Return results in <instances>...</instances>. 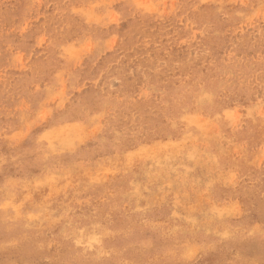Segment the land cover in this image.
<instances>
[{"label": "rangeland", "instance_id": "374dc122", "mask_svg": "<svg viewBox=\"0 0 264 264\" xmlns=\"http://www.w3.org/2000/svg\"><path fill=\"white\" fill-rule=\"evenodd\" d=\"M161 259L264 264V0H0V264Z\"/></svg>", "mask_w": 264, "mask_h": 264}, {"label": "snow or ice", "instance_id": "6c2138e0", "mask_svg": "<svg viewBox=\"0 0 264 264\" xmlns=\"http://www.w3.org/2000/svg\"><path fill=\"white\" fill-rule=\"evenodd\" d=\"M155 264H177V262L175 261H169V260H166V259H161L159 261H156ZM179 264H186L185 261H180ZM242 264V262H241Z\"/></svg>", "mask_w": 264, "mask_h": 264}, {"label": "bare ground", "instance_id": "6f19581e", "mask_svg": "<svg viewBox=\"0 0 264 264\" xmlns=\"http://www.w3.org/2000/svg\"><path fill=\"white\" fill-rule=\"evenodd\" d=\"M214 91V90H213ZM181 93V92H180ZM217 97V96H216ZM216 101V100H215ZM204 164V163H203Z\"/></svg>", "mask_w": 264, "mask_h": 264}]
</instances>
